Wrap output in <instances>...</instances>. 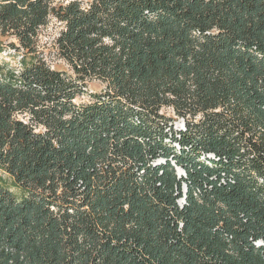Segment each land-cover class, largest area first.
Wrapping results in <instances>:
<instances>
[{
	"label": "trees",
	"instance_id": "obj_1",
	"mask_svg": "<svg viewBox=\"0 0 264 264\" xmlns=\"http://www.w3.org/2000/svg\"><path fill=\"white\" fill-rule=\"evenodd\" d=\"M0 35V264H264V0H0Z\"/></svg>",
	"mask_w": 264,
	"mask_h": 264
},
{
	"label": "rangeland",
	"instance_id": "obj_2",
	"mask_svg": "<svg viewBox=\"0 0 264 264\" xmlns=\"http://www.w3.org/2000/svg\"><path fill=\"white\" fill-rule=\"evenodd\" d=\"M70 0H55V3L68 2ZM63 24L54 16H52L46 26H44L40 31V46L45 52V57L49 63L55 67L67 68L66 63L59 57L56 49V39L59 36ZM11 39L4 38L0 35V45L3 46V51L0 53V64L3 62H8L9 66L19 65L20 55H16L14 50L10 49L8 46ZM102 88L101 83L98 81H92L89 83L87 91L84 95L79 96L76 101L84 102L91 99L90 93L99 91ZM166 112L173 117L174 129L184 130V120L174 114L172 109H166ZM180 173H182L180 171ZM0 184L4 187L9 188L15 193H19V189L14 185L13 179L3 170L0 169ZM182 202V201H181Z\"/></svg>",
	"mask_w": 264,
	"mask_h": 264
},
{
	"label": "water",
	"instance_id": "obj_3",
	"mask_svg": "<svg viewBox=\"0 0 264 264\" xmlns=\"http://www.w3.org/2000/svg\"><path fill=\"white\" fill-rule=\"evenodd\" d=\"M181 172H182V171H181ZM182 175H184V173H183V172H182V173L179 172V176H182ZM186 191H187V188H185V192H186ZM182 202L184 203V202H185V199H183Z\"/></svg>",
	"mask_w": 264,
	"mask_h": 264
}]
</instances>
